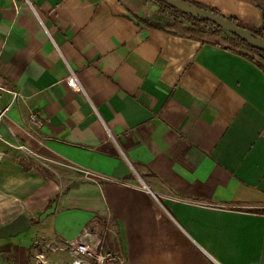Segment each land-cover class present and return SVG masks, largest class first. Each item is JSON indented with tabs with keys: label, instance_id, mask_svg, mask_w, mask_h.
<instances>
[{
	"label": "crops",
	"instance_id": "obj_1",
	"mask_svg": "<svg viewBox=\"0 0 264 264\" xmlns=\"http://www.w3.org/2000/svg\"><path fill=\"white\" fill-rule=\"evenodd\" d=\"M194 1L264 24V0ZM139 11L0 0V228L31 223L0 240V264L41 246L67 264L88 230L126 264H264V73Z\"/></svg>",
	"mask_w": 264,
	"mask_h": 264
},
{
	"label": "trees",
	"instance_id": "obj_2",
	"mask_svg": "<svg viewBox=\"0 0 264 264\" xmlns=\"http://www.w3.org/2000/svg\"><path fill=\"white\" fill-rule=\"evenodd\" d=\"M152 1L156 3L163 12H167L168 17L162 16L157 20L140 19L145 25L162 30L173 36L195 40L203 45L217 47L226 52L238 55L252 62L264 73V52L247 44L237 36L224 31L210 21L201 18H194L188 14L173 9L165 3L156 2L155 0ZM183 1L190 2L200 9L208 10L220 17L227 18L217 10L202 6L196 3L194 0ZM227 19H229L236 26L250 30L259 37L264 38V24L261 28H253L242 24L236 19ZM251 212L256 214H264V209H254Z\"/></svg>",
	"mask_w": 264,
	"mask_h": 264
},
{
	"label": "built area",
	"instance_id": "obj_3",
	"mask_svg": "<svg viewBox=\"0 0 264 264\" xmlns=\"http://www.w3.org/2000/svg\"><path fill=\"white\" fill-rule=\"evenodd\" d=\"M68 83L73 89H79L80 84L76 76L71 75L68 78ZM14 99L19 97V93L13 92ZM8 112L7 108H0V123L6 118ZM30 121L41 127L42 121L36 116L32 115ZM0 134V141H2ZM21 152L27 154V148L24 145L17 147ZM62 251L68 252L71 259L67 264H126L125 257L120 253L110 252L105 248V239L103 235L95 233L91 230L85 231L81 235L68 240L64 243ZM36 264H55L49 260L43 253L36 257Z\"/></svg>",
	"mask_w": 264,
	"mask_h": 264
},
{
	"label": "water",
	"instance_id": "obj_4",
	"mask_svg": "<svg viewBox=\"0 0 264 264\" xmlns=\"http://www.w3.org/2000/svg\"><path fill=\"white\" fill-rule=\"evenodd\" d=\"M162 2L172 7L175 10L188 14L194 18H201L212 22L224 31L233 34L246 42L247 44L255 47L256 49L264 52V38L259 37L250 30L240 28L233 24L229 19L215 15L208 10L200 9L190 2L183 0H155ZM31 228V223L27 216L21 215L13 222L0 228V240L15 238L18 235L28 231Z\"/></svg>",
	"mask_w": 264,
	"mask_h": 264
},
{
	"label": "rangeland",
	"instance_id": "obj_5",
	"mask_svg": "<svg viewBox=\"0 0 264 264\" xmlns=\"http://www.w3.org/2000/svg\"><path fill=\"white\" fill-rule=\"evenodd\" d=\"M129 2H131V4H133L134 8H140V10L142 9L141 15H143V19H147V20H157L160 17H168V13L167 12H163L160 7L154 3L152 0H128ZM24 235V234H23ZM52 247H43L41 246L40 251L45 252L46 251H50ZM44 249V250H43ZM40 252V254H42ZM39 255V254H38ZM34 260V263H33ZM31 264H36V260L33 259Z\"/></svg>",
	"mask_w": 264,
	"mask_h": 264
}]
</instances>
